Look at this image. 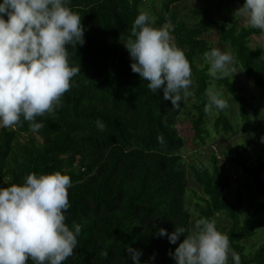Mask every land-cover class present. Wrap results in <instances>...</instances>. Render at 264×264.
<instances>
[{"label":"trees","instance_id":"16d2710c","mask_svg":"<svg viewBox=\"0 0 264 264\" xmlns=\"http://www.w3.org/2000/svg\"><path fill=\"white\" fill-rule=\"evenodd\" d=\"M182 1L68 0L85 27V43L68 46L70 64L81 67L75 84L54 112L36 117L43 123L36 132L28 121L0 127V187L22 184L29 173L59 170L71 177L66 223H79L81 232L74 254L62 264H134L126 251L130 246L142 250L141 261L175 264L169 253L184 235L172 244L156 230L184 227L188 235L200 218L215 221L228 235L241 264H264V242L254 248L245 243L264 229V157L247 144L222 152L246 177L233 189V173L215 151L208 161L184 159L178 120L183 115L189 121L191 140L199 144L213 134L232 133L233 107L205 111L206 90L214 88L223 98L220 89L226 90L244 125H253L254 102L238 91L230 73L211 77L203 58L213 48L206 34L216 27L219 41L228 45L264 101V46L252 43L264 31L230 15L245 0H199L192 13L176 7ZM140 11L148 12L155 26L170 21L173 42L190 61L191 100L185 98L179 108L163 99V88L152 92L131 70L124 42ZM189 176L200 193L190 187ZM27 264L35 262L29 258ZM228 264H233L231 255Z\"/></svg>","mask_w":264,"mask_h":264},{"label":"clouds","instance_id":"9594fccd","mask_svg":"<svg viewBox=\"0 0 264 264\" xmlns=\"http://www.w3.org/2000/svg\"><path fill=\"white\" fill-rule=\"evenodd\" d=\"M246 14L248 24L264 31V0H245L238 9ZM7 17V18H6ZM170 21L155 26L153 17L140 11L132 22L124 46L131 57V70L147 81V88L159 93L179 108L191 93L192 68L185 52L172 41ZM85 43V27L68 0H0V127H14L29 122L33 132L43 127L36 117L52 113L62 96L75 84L81 71L69 61L68 46ZM209 75L222 79L232 72L233 55L213 47L204 53ZM208 103L225 109L229 106L214 88L206 90ZM103 130V122L96 121ZM264 142V136L261 137ZM72 180L62 171L29 173L22 184L0 187V264H62L78 247L81 225L66 223L70 207ZM184 227L168 232L156 230L175 244L184 239L170 255L175 264H241V256L230 247L227 234L215 221L200 218L185 235ZM134 264L141 261L142 250L126 249ZM154 261V257H153Z\"/></svg>","mask_w":264,"mask_h":264},{"label":"rangeland","instance_id":"374dc122","mask_svg":"<svg viewBox=\"0 0 264 264\" xmlns=\"http://www.w3.org/2000/svg\"><path fill=\"white\" fill-rule=\"evenodd\" d=\"M160 0H154L156 4L159 3ZM199 0H183L182 2L177 4V8H179L183 13H192L195 9V4L198 3ZM236 7L234 12L230 14L231 16L238 14L240 16L239 21L242 23H248L246 14L242 13ZM208 40L212 44L213 47H218L222 51H230L227 44H223L219 41L218 38V30L216 27H211L209 32L206 34ZM173 41V39H172ZM253 44H261L264 46V34L263 35H254ZM231 52V51H230ZM232 53V52H231ZM233 55V54H232ZM204 62H207L205 57L203 58ZM232 72H230L231 76L237 80L238 83V91L241 92L244 96L249 98L254 102V107L257 111L258 115H253V125L250 127H246L241 119L238 110L234 107L232 103V98L228 92L224 89L222 92L224 93L225 98L228 100L229 106L233 107L230 111V121L234 127V131L230 134L225 135H217L213 134L207 141L206 144L195 143L191 140V131L189 127V121L184 118L183 115L179 117V126L181 130V134L185 139V146L182 148V152L184 154L185 160H194L198 163L200 160L208 161L210 152L213 150L217 153L219 162L225 167V169L230 170L233 173L234 181L232 188H236L238 186V180L246 182V177L241 174L236 167L230 165L223 155V151L232 152L235 148H239L242 144H247L253 150L254 155H262L264 157V142L261 141V137L264 136V101L260 96L259 90H257L251 83L248 77H246L242 71L239 69L238 63L233 56V61L231 63ZM220 87V86H219ZM192 84L189 86V91L191 93ZM222 88V87H220ZM191 94L187 97V102L191 99ZM212 120V118H210ZM211 120H209V125H211ZM189 181L191 184V188H193L197 193H200L199 186L195 183V181L190 178ZM250 194H254L253 191H249ZM193 198V194L191 191L187 194V199L190 201ZM226 222V221H225ZM264 242V229L260 230L258 235L253 239H246L245 243H247L248 248H254L261 243Z\"/></svg>","mask_w":264,"mask_h":264}]
</instances>
